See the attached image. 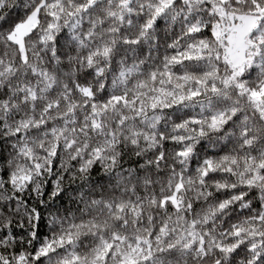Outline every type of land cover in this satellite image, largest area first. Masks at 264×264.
I'll use <instances>...</instances> for the list:
<instances>
[{
  "label": "snow or ice",
  "instance_id": "1",
  "mask_svg": "<svg viewBox=\"0 0 264 264\" xmlns=\"http://www.w3.org/2000/svg\"><path fill=\"white\" fill-rule=\"evenodd\" d=\"M0 264H264V0H0Z\"/></svg>",
  "mask_w": 264,
  "mask_h": 264
},
{
  "label": "clouds",
  "instance_id": "2",
  "mask_svg": "<svg viewBox=\"0 0 264 264\" xmlns=\"http://www.w3.org/2000/svg\"><path fill=\"white\" fill-rule=\"evenodd\" d=\"M128 159H129L128 157H125L124 165H123L124 169H127L129 167ZM100 176H106L103 169H101L100 172L94 174L91 177V179L98 180ZM81 183H82L81 181H73L71 178V174L69 175V179L64 181V185L66 189L65 204L61 205L59 201L57 202L49 201L48 204L43 205L45 209V220L48 219L49 214H55L57 211H60L62 213L65 207L71 208L73 200L79 202V191L81 190L80 189ZM49 205H51V207H49Z\"/></svg>",
  "mask_w": 264,
  "mask_h": 264
}]
</instances>
